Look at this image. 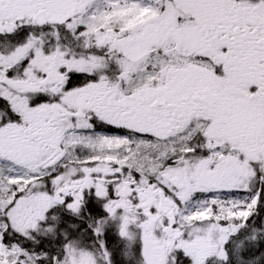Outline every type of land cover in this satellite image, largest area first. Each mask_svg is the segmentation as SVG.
<instances>
[{
	"label": "snow or ice",
	"instance_id": "6c2138e0",
	"mask_svg": "<svg viewBox=\"0 0 264 264\" xmlns=\"http://www.w3.org/2000/svg\"><path fill=\"white\" fill-rule=\"evenodd\" d=\"M0 264H264V0H0Z\"/></svg>",
	"mask_w": 264,
	"mask_h": 264
}]
</instances>
